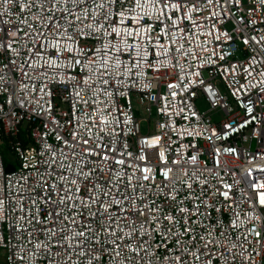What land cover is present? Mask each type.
Masks as SVG:
<instances>
[{
  "label": "built area",
  "instance_id": "obj_1",
  "mask_svg": "<svg viewBox=\"0 0 264 264\" xmlns=\"http://www.w3.org/2000/svg\"><path fill=\"white\" fill-rule=\"evenodd\" d=\"M0 140L6 264H264V0H0Z\"/></svg>",
  "mask_w": 264,
  "mask_h": 264
},
{
  "label": "rangeland",
  "instance_id": "obj_2",
  "mask_svg": "<svg viewBox=\"0 0 264 264\" xmlns=\"http://www.w3.org/2000/svg\"><path fill=\"white\" fill-rule=\"evenodd\" d=\"M132 105L137 118L141 120V133L142 134H147L149 132L152 134L155 133V120L157 119L155 115V111L153 110L152 117H149L145 113L144 108L139 104L138 99L135 96H132ZM196 106L199 110L207 109V105L202 100L197 101ZM213 118L215 121L219 120L218 116L216 115L213 116ZM0 155H2V157L6 162L11 161L17 167V163H15L13 159V154L9 151V149L6 148V146L1 140H0ZM0 264H6L5 253L3 252L2 249H0Z\"/></svg>",
  "mask_w": 264,
  "mask_h": 264
},
{
  "label": "water",
  "instance_id": "obj_3",
  "mask_svg": "<svg viewBox=\"0 0 264 264\" xmlns=\"http://www.w3.org/2000/svg\"><path fill=\"white\" fill-rule=\"evenodd\" d=\"M14 170V168L12 167V166H10V165H8L7 167H6V171L7 172H11V171H13Z\"/></svg>",
  "mask_w": 264,
  "mask_h": 264
}]
</instances>
